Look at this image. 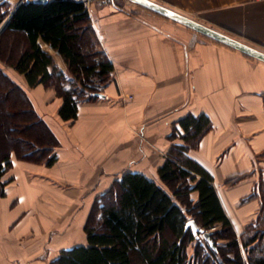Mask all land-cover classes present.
Wrapping results in <instances>:
<instances>
[{"label":"crops","instance_id":"obj_1","mask_svg":"<svg viewBox=\"0 0 264 264\" xmlns=\"http://www.w3.org/2000/svg\"><path fill=\"white\" fill-rule=\"evenodd\" d=\"M150 1L264 52V0ZM83 3L113 71L97 92L102 96L80 101L75 118L60 117L63 98L54 87L29 85L0 59V69L23 89L56 140L46 147L47 156L53 155L50 164L47 156L35 161L11 154L4 175L13 180L0 193V235L10 233L15 220L20 229L29 227L19 215L25 207L46 206L41 217H29L46 225L63 220L57 206L78 202L85 208L83 230L94 197L128 171L162 184L157 169L172 144L184 143L178 120L188 114H205L211 121L186 155L210 173L239 234L261 203L254 190L264 175V61L133 0ZM38 43L70 75L61 54L40 38ZM64 189L80 192V198L62 195ZM189 195L196 200L198 192ZM81 238L84 243V231ZM4 253L12 251L7 247Z\"/></svg>","mask_w":264,"mask_h":264},{"label":"trees","instance_id":"obj_2","mask_svg":"<svg viewBox=\"0 0 264 264\" xmlns=\"http://www.w3.org/2000/svg\"><path fill=\"white\" fill-rule=\"evenodd\" d=\"M11 10L8 0H0V25ZM38 38L61 54L70 75L54 64ZM0 59L24 74L29 85L54 87L63 98L58 113L64 120L75 118L78 103L95 97L113 71L84 3L77 0H23L0 30ZM178 124L184 143L172 144L157 169L162 184L140 172L123 173L97 196L83 225L85 242L61 249L51 264H264V229L258 230L264 205L261 181L254 190L261 200L259 212L247 224L249 229L238 234L212 176L186 155L211 126L209 117L188 114ZM54 141L23 89L0 69V193L12 153L42 161ZM193 190L198 192L196 200L189 195ZM189 219L211 232L212 245L186 226ZM221 238L227 239L223 246L216 243Z\"/></svg>","mask_w":264,"mask_h":264},{"label":"rangeland","instance_id":"obj_3","mask_svg":"<svg viewBox=\"0 0 264 264\" xmlns=\"http://www.w3.org/2000/svg\"><path fill=\"white\" fill-rule=\"evenodd\" d=\"M9 1V0H8ZM17 0H10V9H12L13 5L15 4ZM6 175V176H5ZM2 176V181L4 182V186L8 183L12 182L13 175L10 173L5 174ZM260 194L264 202V175L260 179ZM3 186V188H4ZM3 190V189H2ZM62 195H72L79 196L80 198V192L78 191H67V189H64L61 191ZM95 193L91 194L93 196ZM98 195H96L93 199L92 206L90 208L89 214L92 210L93 204H95V200ZM4 197V196H3ZM20 198V197H19ZM82 198V197H81ZM62 203V202H61ZM79 202L77 206L75 207H63L60 206V208L57 206L58 210L60 211L59 219H63L62 221L55 222V223H48L44 225V223H38L31 222L29 217L31 219H34L38 217V215L42 216V210L46 211L48 210L47 207H25L19 215L20 218L25 221L22 223L27 225V222L29 224V227H25L23 229H20L21 223H18L15 220V222L12 224V229L10 233L1 234L0 235V249L2 251V254H0V264H51V262L56 258V256L59 254V251L61 248H64L69 245H73L76 243L83 242V238H81L83 234V230L81 228V218L82 213L84 212V207L80 205ZM15 208V206H13ZM22 208V207H21ZM262 215L260 217L261 224L258 227V230L264 229V205L261 207ZM50 212V211H49ZM88 214V215H89ZM49 213H46L43 217L49 218ZM39 217V218H40ZM19 218V219H20ZM38 218V219H39ZM38 223V224H37ZM258 225V224H257ZM219 229V226L217 227ZM247 224L244 225V227L241 229V232L246 231ZM211 231L214 230V228L210 229ZM240 234V233H239ZM200 239L202 240L203 237L200 234ZM242 237L239 239L241 240ZM227 242V239L221 238L217 239L216 243L223 246ZM262 243L264 244V235L262 238ZM5 248H10L12 251V254L4 253ZM27 250L28 253L25 256H22L20 254L21 250ZM188 252L191 254L193 252V243L188 246ZM247 255V251L243 252V256L245 257ZM9 258V259H8Z\"/></svg>","mask_w":264,"mask_h":264},{"label":"water","instance_id":"obj_4","mask_svg":"<svg viewBox=\"0 0 264 264\" xmlns=\"http://www.w3.org/2000/svg\"><path fill=\"white\" fill-rule=\"evenodd\" d=\"M23 0H18V2L15 4L14 8L11 10V12L9 13V15L7 16V18L2 22V24L0 25V30L6 25V23L8 22V19L10 18V16L12 15L13 11L15 10V8L22 2ZM28 1V0H26ZM37 1H40V2H46L48 0H37ZM147 8H150L152 10H155L173 20H176L190 28H193L194 30L196 31H199L213 39H216L226 45H229L235 49H238L240 50L241 52H244L250 56H253L257 59H260L262 61H264V52L254 48V47H251L237 39H234L230 36H227L221 32H218L210 27H207L189 17H186L178 12H175L169 8H166V7H163V6H160L158 5L157 3H154L150 0H133ZM97 95L99 96H102L101 93H96ZM188 225H191L192 229L194 232L196 231H199L202 235V237L207 240L209 242V244H213V241L210 237V231H203L202 229H200L198 227V225L194 222L193 219H189L187 222H186V226Z\"/></svg>","mask_w":264,"mask_h":264},{"label":"built area","instance_id":"obj_5","mask_svg":"<svg viewBox=\"0 0 264 264\" xmlns=\"http://www.w3.org/2000/svg\"><path fill=\"white\" fill-rule=\"evenodd\" d=\"M77 1H82V2H85V3L89 2V0H77ZM102 1L104 2V1H107V0H102Z\"/></svg>","mask_w":264,"mask_h":264}]
</instances>
